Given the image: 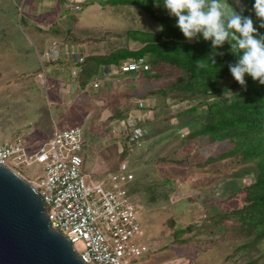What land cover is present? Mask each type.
<instances>
[{"label": "trees", "instance_id": "trees-1", "mask_svg": "<svg viewBox=\"0 0 264 264\" xmlns=\"http://www.w3.org/2000/svg\"><path fill=\"white\" fill-rule=\"evenodd\" d=\"M109 2L111 5L141 8L158 22L160 29L129 30L131 36H127L135 46L127 41L108 53L83 55L82 61L66 51L67 56L60 55L48 62L73 64L75 58L74 64L80 68L79 86L82 91L93 88L94 81L99 80V88L94 93L89 91L95 95L81 97L96 103L93 109L97 116L101 115L105 106L110 109L111 115L104 124V132H112L113 124L118 120L125 122L127 127H124L120 139L112 142L122 154L129 155L130 150L147 145L148 148H158L153 160L157 158V161L164 163L190 165L199 171L213 173L220 172L216 164L225 160L230 167L251 165L242 171V175L251 176V180L241 184L243 202L238 207L205 215L201 224L193 223L175 232L176 239L196 229L198 234L212 236L215 241L229 239L240 242L222 264L230 259L235 264H264V0ZM111 32V35L120 34ZM57 34L55 32L56 37ZM57 38L58 42L77 43L73 36L68 39L58 34ZM139 57L147 60L149 69H120L125 61ZM116 67L119 71H112ZM102 69H106L110 76L102 77ZM123 74L128 84L113 88V78L118 75L121 78ZM225 77L229 80L222 83L221 79ZM164 78L167 83L161 87L144 89L148 83ZM53 88L55 85L51 83L48 90ZM109 89L108 95H100ZM109 95H116L114 102ZM123 97L134 101L115 105ZM174 104H183V108L175 113ZM153 111L158 112L157 116L153 117ZM184 115L193 116L192 120L198 123L188 133L182 130ZM162 123L164 127L159 128ZM135 128L144 131L139 139L134 138ZM97 134L100 135L98 128ZM96 137L93 135L92 139L97 140ZM84 138L86 150L90 137L84 133ZM201 138H208L206 143L228 141V148L219 154L203 156ZM130 155L136 164L140 163L133 153ZM108 171H114V166ZM132 174L131 181L135 179L139 183L143 176L137 178ZM237 177L238 174L221 176L233 182H237ZM169 181L174 186H170ZM144 183L149 195L148 202L156 203L170 198L171 191L175 188L176 191L184 182L164 176ZM195 184L197 188L201 187L197 182ZM224 191L231 193L229 197L235 196L234 191ZM186 241L183 239L179 243ZM149 253L143 261L148 259Z\"/></svg>", "mask_w": 264, "mask_h": 264}, {"label": "rangeland", "instance_id": "rangeland-1", "mask_svg": "<svg viewBox=\"0 0 264 264\" xmlns=\"http://www.w3.org/2000/svg\"><path fill=\"white\" fill-rule=\"evenodd\" d=\"M16 2V0H0V72L2 74L0 77V143L6 140H13L17 135H21L24 138V135L20 133L25 134V132L29 131L23 129L26 125L35 127L38 123H45L48 127L51 124L55 125V127L60 125L61 127L58 128L81 127L85 135L87 136L88 134L91 140L88 139L86 145V152L88 153L87 161L84 165L86 172H92L98 179H106L109 187L110 180L107 179V175L110 171H108L109 168L104 163L109 160L110 165L114 166L113 172H132L137 178L138 176H143L140 178L139 183L134 179L133 182L129 181L125 184V188L129 190L132 199L138 205L139 219L147 233L144 241L148 242L151 240L159 244L156 249L151 250L147 255L148 259L142 262L155 264H222L225 261V257L240 242H234L229 239L215 241L212 236L208 237L205 234H198L196 229L188 231L176 239L177 232L175 231L186 228L193 223L201 224L203 219H205V215L238 207L243 202V193L240 192L241 184L251 180V176L242 175V171L251 165L230 167L225 160L216 164V167L220 169L219 173L204 172L190 165L164 163L157 161V158L153 160L157 156L155 154L158 148H148L147 145L145 147H136L129 151L130 154L133 153L134 157H136L137 162H140L136 164L130 154H122L121 150H117L112 144L113 140L117 141L120 139L121 133L125 130L122 120H118L113 124L114 130L112 132H104V124L107 122V117L104 116L102 118L100 115L97 116V113H92L94 112L92 110L93 106L96 105L93 101L81 99L77 103L80 105L75 104L76 101H73L70 106H60L55 110L56 107L48 100V95H45L46 99H38L33 95L11 93L12 90L9 91L8 88L14 85L15 75L19 72L31 70L35 66V62H30L26 66L20 65L21 54L19 55L17 50L18 48L24 50V48L29 47L31 45V42L29 44L31 37L28 35L29 30L26 24L20 23L19 20V15L21 17L28 6L23 1L18 8ZM89 10H92V12L88 17ZM80 12L84 16V23L88 26L89 33L92 32V37L87 41V47L84 48L88 54L92 52L108 53L114 47L126 44L127 41H130L131 46H135V43L127 36L128 31L133 28L147 31H156L158 27L160 29L158 22L149 17L144 10L134 5H111L110 3L103 5L101 1V4L83 5V9L74 12V14H79ZM76 31L80 32L79 30ZM111 31L120 34L111 35ZM85 33L86 31L84 30L83 34ZM55 46L59 53L60 50H63V55H66L65 51L71 50V41H68L67 44L59 41ZM65 46L70 49H65ZM69 53L71 54V52ZM71 55L74 57V54ZM68 58L71 59V57ZM45 68L46 71H49L54 66L51 62H48ZM121 78L120 76L113 78V81H115L114 85L112 84L113 88L122 87L124 83L128 84L125 74ZM227 80H229L228 77H225L221 79V82L224 83ZM166 83L167 80L165 78L164 80H156L148 83L144 89L159 88ZM109 96L114 102L116 95ZM30 99L34 103V108H32ZM107 101L110 102L109 100ZM125 101L130 103L134 100H127L123 97V100L116 102L115 105ZM28 106L31 108H27ZM108 110L107 114L110 113V109ZM192 119L193 116L184 115L181 120V124H184L182 126L183 132L188 133L191 129L198 126V123ZM191 120L192 122L190 123ZM164 125L162 123L158 127L161 128ZM96 127L100 130V135L97 134ZM94 128L96 129L94 130ZM11 132L13 134L10 135ZM92 134L97 136L98 139H92ZM112 135L114 136L112 137ZM103 138L105 141H102ZM207 140L208 138H201L200 141L203 156L219 154L223 149L228 148V141L206 143ZM93 143L96 146L94 148H97L95 152L94 148H92ZM42 145L43 143L40 147ZM149 160H153V162H147ZM39 170L38 164L26 166L22 169V175L35 178ZM223 174H227V176L238 174L239 177L235 180L237 182H233L230 178H221ZM164 176L175 178L184 183L176 191V188L171 191L170 198L156 203L148 202V191L143 183L152 182L159 177L162 179ZM195 182L200 184L201 187L197 188ZM169 183L170 186H174L171 181ZM132 184L136 185V187L132 186ZM224 189L234 191L235 193L233 194L235 196L229 197L231 193H225ZM172 222L174 223L173 226H171ZM183 239L187 240L186 243H179ZM84 247L83 242L75 244L78 253L82 252ZM262 248H264V245H262ZM224 264L235 263L230 259Z\"/></svg>", "mask_w": 264, "mask_h": 264}, {"label": "built area", "instance_id": "built-area-1", "mask_svg": "<svg viewBox=\"0 0 264 264\" xmlns=\"http://www.w3.org/2000/svg\"><path fill=\"white\" fill-rule=\"evenodd\" d=\"M55 44L46 53L49 58L59 55ZM72 53L77 59H84L76 51ZM149 68L150 64L144 57L130 58L120 67L122 71ZM114 70L119 71V68ZM93 86L97 88L99 82L95 81ZM172 107L177 113L183 104ZM143 134L141 128H135L134 138L139 139ZM84 146V132L79 126L56 129L37 151H30L23 137L17 135L13 140L0 143V163L29 181L41 194L53 228L66 235L74 245L84 243V250L79 252L84 262L153 264L142 261L159 244L144 241L146 230L139 219L138 205L125 188L133 174L110 171L108 187L106 179L95 178L85 171ZM35 164L40 168L35 178L24 177L23 167Z\"/></svg>", "mask_w": 264, "mask_h": 264}, {"label": "crops", "instance_id": "crops-1", "mask_svg": "<svg viewBox=\"0 0 264 264\" xmlns=\"http://www.w3.org/2000/svg\"><path fill=\"white\" fill-rule=\"evenodd\" d=\"M16 1L18 8L20 7V4L23 1L25 5L27 4L28 6L27 10L23 13V15L21 17L19 15V20L20 23L26 24L29 30L28 35L29 37H31V40H29V44L31 42V45L29 47L24 48V50L22 48H18L17 50L19 52V55L21 54L20 65L26 66L30 62H35V66L32 67L31 70L19 72L17 75H15L16 80L15 82H13L14 85L9 87L8 90L9 91L12 90L11 93L16 95H23V94L33 95L36 96V98L38 99L39 98L46 99L45 95H48L49 96L48 100H50V102L53 103L54 106L56 107L55 110H57L60 106H64V105L70 106L72 104V101L74 100L76 101L75 104H77L79 100L77 97L80 98L81 95H90V94L95 95L96 93L92 94L89 91H92L94 93V91H96L99 87L98 88L90 87L88 91L80 90V86H79L80 68L76 64H74L76 62L74 61L75 58L77 59L76 56L75 58H73V62H74L73 64L70 63L67 64L62 61L61 63L51 61V64H53L54 68L49 71H46V68L44 69V67L48 63V61L51 60V58H49V56H47L46 53L51 48L53 41H56V43L58 42L56 39H58L57 37L59 34L66 36L68 39H71V36H73L77 40V43L71 41V50H66V51L69 52L76 51L81 55H88V53L85 52L84 48L87 47L88 45L87 41L89 37H91L92 32L89 33L88 31L89 28L84 23L85 19H83L84 16L81 15V12L79 14L78 13L74 14V12L82 10L83 5H89L95 3L101 4V1L103 5H107L110 3L109 2L110 0H32L31 2L30 0H16ZM77 5H79L80 8L77 9L76 8ZM70 12L72 13L70 14ZM91 12L92 10H89L88 17L90 16ZM76 30H79L82 33L77 32ZM84 30L86 31L85 34H83ZM55 32L58 33L57 37L55 35ZM65 49H70V48H67L65 46ZM60 55L62 57L67 56L65 54L63 55V50H60L59 56ZM50 68L52 67L50 66ZM42 71L43 73H41ZM40 73L44 74V77H41L42 75ZM101 73H102L101 74L102 77L105 76L104 78L110 76L109 72L106 69H102ZM1 76L2 74L0 72V77ZM96 81L99 82V80ZM51 83H54L55 88L48 90V87L51 85ZM110 90L111 89H109L107 92H102L100 95H108V92ZM82 97L80 99L84 100V96ZM33 104L34 103L31 102L32 108H34ZM27 108H29V106ZM108 109L109 108H104L101 112L100 117L104 118L105 116L108 118L111 115V111L108 114L106 113ZM92 110L95 111L94 109ZM150 112H152V110H150ZM92 113L95 114V112ZM157 114L158 112L153 111V115H154L153 117L157 116ZM58 127L61 126L58 125L55 127V125L53 126V124H51L48 127L47 125H45V123L42 124L38 123L37 125H35V127L31 125L29 126L26 125L23 129H27L29 131L25 132V134L24 133H20V134L24 135L23 139L25 144L28 146V149L30 151H37L42 143L46 142L53 136L55 130L59 129ZM11 134L13 133L11 132L10 135ZM102 141H105L104 138ZM94 147L95 146L93 145L92 148ZM95 150H97V148H94V152ZM85 156H86L85 159V163H86L88 156L86 150H85ZM104 163L106 166H108L107 168L112 167V165H110L109 160H106ZM88 173L92 174V172L90 171H88ZM92 175L95 176L94 174Z\"/></svg>", "mask_w": 264, "mask_h": 264}, {"label": "water", "instance_id": "water-1", "mask_svg": "<svg viewBox=\"0 0 264 264\" xmlns=\"http://www.w3.org/2000/svg\"><path fill=\"white\" fill-rule=\"evenodd\" d=\"M0 264H88L52 227L36 188L0 163Z\"/></svg>", "mask_w": 264, "mask_h": 264}]
</instances>
